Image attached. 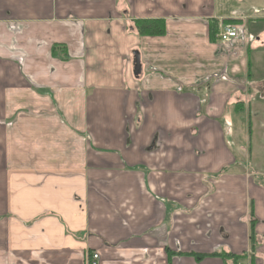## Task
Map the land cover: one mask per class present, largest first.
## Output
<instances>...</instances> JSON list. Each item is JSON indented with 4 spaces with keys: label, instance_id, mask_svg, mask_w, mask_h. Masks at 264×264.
<instances>
[{
    "label": "crops",
    "instance_id": "crops-1",
    "mask_svg": "<svg viewBox=\"0 0 264 264\" xmlns=\"http://www.w3.org/2000/svg\"><path fill=\"white\" fill-rule=\"evenodd\" d=\"M257 11L0 0V264H264V102L244 87L264 83ZM213 20L238 39L213 41Z\"/></svg>",
    "mask_w": 264,
    "mask_h": 264
},
{
    "label": "trees",
    "instance_id": "trees-1",
    "mask_svg": "<svg viewBox=\"0 0 264 264\" xmlns=\"http://www.w3.org/2000/svg\"><path fill=\"white\" fill-rule=\"evenodd\" d=\"M257 22L261 24V30L264 31V18L258 19ZM230 23L237 24L238 22H223L224 25L226 24L228 25ZM259 24L257 25L258 27H259ZM221 27L222 26L220 25L219 21L213 20L209 22L210 36L213 41L217 38L218 34L221 32ZM135 28L141 37H163L166 34V30H167L166 23L163 19H146V20L139 19L135 21ZM62 49H66V48L62 45H58V44L54 45L52 47L53 57L58 58L59 57L58 51ZM62 59L63 61H68L67 53ZM249 92L250 93L252 92V88L249 89ZM251 94L255 95L256 90H253ZM253 228H254V224H252V231H253ZM251 238L252 239L254 238L253 233L251 234ZM167 253L169 254L168 249H167ZM189 255L194 256L198 261L204 258L203 255H197V254H189ZM219 256L223 257L224 259H227L229 254H226V255L220 254ZM239 260H240V257L234 258V264H243V263H239Z\"/></svg>",
    "mask_w": 264,
    "mask_h": 264
},
{
    "label": "rangeland",
    "instance_id": "rangeland-1",
    "mask_svg": "<svg viewBox=\"0 0 264 264\" xmlns=\"http://www.w3.org/2000/svg\"><path fill=\"white\" fill-rule=\"evenodd\" d=\"M257 13H258L257 16L258 15L264 16V12L257 11ZM228 25H234V24L230 23ZM251 30L253 31L254 34H256L259 31V27L257 25H253ZM261 37H262L261 41H264V34ZM261 45H262L261 51L259 53H257L255 56L253 55V57H254V72H253L254 76L252 77L251 82H254L258 79L261 81L264 80V42ZM263 84H264L263 82H261V83L257 82V83H253L251 85L250 84L244 85V87L246 89V93L249 92V89H251V88H252V92H253V90H256V94H255L254 100H252V102H264ZM262 93H263V95H261ZM261 98H263V99H261ZM259 109L263 110V107H261V108L259 107ZM257 124H259L258 118L256 121V125ZM259 132L260 131L257 129L256 130V136L259 135L258 134Z\"/></svg>",
    "mask_w": 264,
    "mask_h": 264
},
{
    "label": "built area",
    "instance_id": "built-area-1",
    "mask_svg": "<svg viewBox=\"0 0 264 264\" xmlns=\"http://www.w3.org/2000/svg\"><path fill=\"white\" fill-rule=\"evenodd\" d=\"M240 30L234 26V25H225L218 35V39L221 42H229L230 40L238 39ZM99 255L94 254L93 260L91 262H88V264H98Z\"/></svg>",
    "mask_w": 264,
    "mask_h": 264
},
{
    "label": "water",
    "instance_id": "water-1",
    "mask_svg": "<svg viewBox=\"0 0 264 264\" xmlns=\"http://www.w3.org/2000/svg\"><path fill=\"white\" fill-rule=\"evenodd\" d=\"M135 58H136V60H135V67H134V75L136 78H140L141 74H142V67L140 64V58L137 54H136Z\"/></svg>",
    "mask_w": 264,
    "mask_h": 264
},
{
    "label": "bare ground",
    "instance_id": "bare-ground-1",
    "mask_svg": "<svg viewBox=\"0 0 264 264\" xmlns=\"http://www.w3.org/2000/svg\"><path fill=\"white\" fill-rule=\"evenodd\" d=\"M224 26H225V25H223V26L221 27V31H222V29H223ZM219 34H220V33H219ZM219 34H218V35H219ZM217 38H218V36H217Z\"/></svg>",
    "mask_w": 264,
    "mask_h": 264
}]
</instances>
